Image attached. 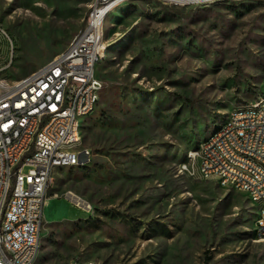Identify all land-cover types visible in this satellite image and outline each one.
<instances>
[{"label": "rangeland", "instance_id": "374dc122", "mask_svg": "<svg viewBox=\"0 0 264 264\" xmlns=\"http://www.w3.org/2000/svg\"><path fill=\"white\" fill-rule=\"evenodd\" d=\"M92 4L0 0L14 44L12 57L0 33V76L65 50ZM103 43L99 103L81 125L90 157L55 170L36 264H264L247 195L179 170L230 110L264 97V0H129Z\"/></svg>", "mask_w": 264, "mask_h": 264}, {"label": "built area", "instance_id": "2783aa9c", "mask_svg": "<svg viewBox=\"0 0 264 264\" xmlns=\"http://www.w3.org/2000/svg\"><path fill=\"white\" fill-rule=\"evenodd\" d=\"M128 1L93 0L84 28L65 50L25 76H0V264H36L55 170L90 157L80 148L81 125L102 90L96 67L105 52L103 23ZM0 33L13 57V40L1 27ZM179 170L245 193L256 207L255 236L264 239V97L230 110Z\"/></svg>", "mask_w": 264, "mask_h": 264}, {"label": "crops", "instance_id": "0c3cea01", "mask_svg": "<svg viewBox=\"0 0 264 264\" xmlns=\"http://www.w3.org/2000/svg\"><path fill=\"white\" fill-rule=\"evenodd\" d=\"M74 199V198H73ZM75 200V199H74ZM76 201V200H75ZM50 200H48L47 201V203H48V207H47V210H46V207H45V215H46V212L48 213V215H46V219L49 221V222H51L52 221V218H51V214H52V211H53V208H52V206L50 205ZM76 202H78V201H76ZM78 204H79V202H78ZM62 210V206H57V211L58 210ZM39 255H40V253H38V256H37V259L39 258Z\"/></svg>", "mask_w": 264, "mask_h": 264}, {"label": "bare ground", "instance_id": "6f19581e", "mask_svg": "<svg viewBox=\"0 0 264 264\" xmlns=\"http://www.w3.org/2000/svg\"><path fill=\"white\" fill-rule=\"evenodd\" d=\"M181 1H182V2H187V1H189V0H181ZM73 198H74L76 201H78L79 204H80L81 206H83V207H85V208H88V207H89L83 199H81V198H77V197H75V196H73ZM76 201H75V202H76Z\"/></svg>", "mask_w": 264, "mask_h": 264}]
</instances>
